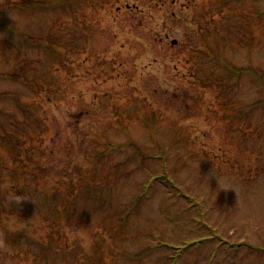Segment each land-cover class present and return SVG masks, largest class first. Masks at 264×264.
I'll return each mask as SVG.
<instances>
[{
	"label": "rangeland",
	"instance_id": "rangeland-1",
	"mask_svg": "<svg viewBox=\"0 0 264 264\" xmlns=\"http://www.w3.org/2000/svg\"><path fill=\"white\" fill-rule=\"evenodd\" d=\"M34 1L0 0V135L30 103L42 129L29 146L43 165L34 160L27 172L47 193L26 195L1 177L0 264H92L94 251L100 264H171L180 250L160 239L195 241L177 264H264L247 255L264 247V83L233 76L230 100L209 84L228 73L221 54L264 71V0L27 6ZM209 67L215 80L204 84ZM0 165L13 166L1 142ZM108 166L118 167L102 194L108 205L80 192L75 213L66 199L55 225L52 194L71 198L84 174L100 182ZM144 191L138 212L122 217ZM31 198L36 208L24 203Z\"/></svg>",
	"mask_w": 264,
	"mask_h": 264
},
{
	"label": "trees",
	"instance_id": "trees-1",
	"mask_svg": "<svg viewBox=\"0 0 264 264\" xmlns=\"http://www.w3.org/2000/svg\"><path fill=\"white\" fill-rule=\"evenodd\" d=\"M46 1L49 0H35L34 2H30L27 3L28 7H36L37 3L38 6L39 4H44ZM64 1V0H61ZM2 3L5 5H8L11 3V0H2ZM235 37H237L235 35ZM238 39H236L237 41H240V43H242V40L237 37ZM243 46L245 44L242 43ZM246 47V46H245ZM249 52V56H251V51ZM218 57H220L221 61L219 62V66H223L225 68L228 69V73L220 78L219 80L215 81V82H211L215 79H212L213 73L215 70L213 69L211 71L210 67L206 73V77L203 79V83L207 84L209 82V84H211V86H219L221 89H224L226 92V98L227 100H230V98H232V96H229V93L231 92V90L234 88L233 84L229 82V80H231V78L233 76H236L237 78H239L242 75H247V76H253L256 77L258 81H261L264 83V71L259 70L258 67L253 66L251 63L246 64L244 66H237L233 63H230V61L225 57L224 54L219 55ZM250 61V60H249ZM226 73V72H225ZM224 73V74H225ZM207 82V83H206ZM235 85H237L235 83ZM259 101H257L255 104H257ZM263 104V102H262ZM19 105V104H18ZM21 108V112L23 114V116L21 117H17L16 115H13V119H14V131H3V133L0 135V142L1 145L8 151V153L11 155V162L13 164L12 167H2V165H0V179L3 175H7L10 176L12 179L11 181H14V183L16 185H19L22 183V185L26 188V195H28L29 193L32 194H43V193H47V192H41L38 189L35 188V190L33 189L32 183L30 182L29 178L33 176V173H28L27 169L28 167L34 163V160L37 164V166H42L43 164L38 160V156L34 158V151L33 149H31V147L29 146V141L33 139L34 134L36 135L37 132L39 131V129L41 130V119L40 116H38L36 114V111L33 107L30 106V103H26L23 104V106L19 105ZM254 107V104L250 105L249 107L246 106H241V110H242V115H241V111L240 112V116L241 117H247L246 113H247V109L250 110L251 108ZM264 107V105H263ZM111 150V149H109ZM42 152L45 153L44 149H42ZM98 158V156L96 157ZM100 160L104 159V156L102 157V154L99 155ZM35 164V163H34ZM118 167L117 166H108V169L112 171V173H107V174H102L105 175L104 178L102 179V181H96L95 176H98L97 173L91 171V176H87L86 174H84V176L81 178V181H77L74 184V188H72L71 190H69V194H71V198H67L65 196V193L62 192H55L54 194H52V198L50 199V201H52V208H51V212L53 213L54 216V221H55V225L60 224V220H59V214H60V207L61 205L64 203V201H66V199L68 200L67 202V208H68V212H70L69 214L71 215L72 213H75L74 208L71 206V204L75 201L76 197L78 194H80V192H83V194H86L87 196H90L92 198H95V201L99 202L98 207L100 206V209H102L103 205H108L107 202V198L103 197L102 194L103 192H110L112 191L113 187H111L108 182H109V178L113 177L114 175L117 177L118 176ZM115 171V172H114ZM163 177V176H162ZM159 180V178H150L149 179V187H153L155 185V183ZM173 191L178 192V187L173 184L172 186ZM177 198H181L186 197L184 195V193H179L176 194ZM147 197V193L146 191H144L143 193L138 194L134 200L131 201V203L129 204V206L125 207L123 209V211H121L120 214H122V217H129L131 214L138 212V210L140 209L141 203L143 201L144 198ZM28 199V198H27ZM3 200V199H1ZM145 200V199H144ZM24 203H29L32 204L33 208H36L38 206L39 203H36L33 201V198L26 200ZM190 205L187 207V210L189 208H191L194 205L193 201H190ZM193 204V205H192ZM0 205L3 206V201H0ZM7 207L4 206L3 208H0L1 210H5ZM16 209V206L14 207V210ZM106 210V209H105ZM1 213V217L6 215V213L4 212H0ZM16 241V240H14ZM186 243V242H184ZM159 245V247H161L162 249L168 248V247H172L169 246V243L165 242L164 240L159 241V243L157 244V246ZM174 245V244H172ZM192 244H182V245H178L175 246V248L177 250H180V253L176 255H168L167 259L172 261V264H177V258L180 254L184 253V251L191 246ZM154 247V246H153ZM174 248V247H172ZM239 247H235V250L238 251ZM235 251V252H236ZM47 254V253H45ZM137 255L139 257H144L145 252L142 251L141 253H137ZM247 255H255L257 258L259 259H264V247H260V246H249L248 247V252ZM102 261H104L103 256L98 252V251H94V257L90 258V263L92 264H100L102 263Z\"/></svg>",
	"mask_w": 264,
	"mask_h": 264
},
{
	"label": "water",
	"instance_id": "water-1",
	"mask_svg": "<svg viewBox=\"0 0 264 264\" xmlns=\"http://www.w3.org/2000/svg\"><path fill=\"white\" fill-rule=\"evenodd\" d=\"M175 43H176V40H173V41H172V44H175Z\"/></svg>",
	"mask_w": 264,
	"mask_h": 264
}]
</instances>
